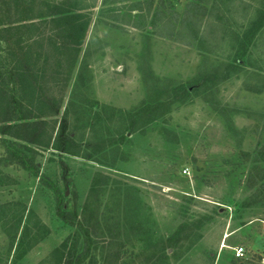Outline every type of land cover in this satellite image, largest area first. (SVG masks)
Returning a JSON list of instances; mask_svg holds the SVG:
<instances>
[{
    "label": "rangeland",
    "instance_id": "374dc122",
    "mask_svg": "<svg viewBox=\"0 0 264 264\" xmlns=\"http://www.w3.org/2000/svg\"><path fill=\"white\" fill-rule=\"evenodd\" d=\"M188 1L86 0L78 38L59 29L69 20L39 23L27 64L65 109L72 145L68 154L52 150L61 118H44L42 141H51L30 145L34 176L6 166L3 140L12 138L0 132V264H57L55 251L78 223L97 264L116 255L117 264H228L238 247L239 261L264 264V181L245 182L254 166L264 169V36L239 57L231 31L240 33L263 0H219L222 27L209 16L190 27L218 37L204 46H187V30L181 37ZM22 227L14 253L9 237Z\"/></svg>",
    "mask_w": 264,
    "mask_h": 264
},
{
    "label": "trees",
    "instance_id": "16d2710c",
    "mask_svg": "<svg viewBox=\"0 0 264 264\" xmlns=\"http://www.w3.org/2000/svg\"><path fill=\"white\" fill-rule=\"evenodd\" d=\"M175 1L173 0V2ZM119 2H125V0H102V5H112ZM204 2L209 4L208 9L205 7L206 4L201 5V0H189L184 5L181 16L177 19L182 29L181 37L187 31L190 32V41L187 46L193 44L196 39L198 45L203 44V42L208 44L210 41L214 44L218 41L217 36H212V34L209 36L206 33L197 35L198 32L190 28L192 25L193 27L201 25L203 20L207 21L208 16L220 22H222V18L226 17L223 14L225 11L222 9L219 0H213L212 2L205 0ZM159 3L163 5L164 2L159 0ZM169 5L172 8L171 13L173 12L174 17H177L171 2H169ZM240 5V7L246 6L245 3ZM86 8H88L86 0H0V100L2 98L0 132L12 138L3 140L6 166L16 164L19 168L35 176L39 172V166L34 163L30 145L47 146L49 144L51 141L50 135L42 141L45 137L44 129L47 126L44 118L55 120L59 115L61 119H58L56 123L57 128L51 141V148L60 154H68V147L72 145V139L66 134L65 127L62 124L66 115L65 109L61 111V105L58 102L55 104L54 98L49 93H45L44 88L36 79V70H32L27 62L31 48L39 43V40L34 39L33 36L34 32L35 34L38 33L39 23L50 26L53 23H63L69 20L73 22L72 25H62L59 29L67 35L70 34L72 37L78 38L85 28L84 22H79V19L84 17L79 12L86 10ZM159 8H162V6ZM227 8L228 6L225 5L226 14L230 12ZM129 10L136 11L134 7H130ZM34 11L35 13H33ZM253 14V18L250 19L248 25L244 26L240 33L231 30L233 36H235L232 47L236 49V54L239 57L245 54L249 47L261 45L260 41L264 34L258 35V33L260 28H264V0L262 5L256 7ZM159 15H163V13ZM137 27L139 28V26ZM182 32L184 33L182 34ZM25 36L29 37L27 41L30 42L21 40ZM68 44H71L70 41ZM68 44L64 45L63 51L70 49ZM200 48L201 51L207 53L212 51V49ZM34 103L35 106H33ZM59 164L62 179L67 184L68 167L63 161H60ZM253 170L254 175H249L247 181H245L250 187L253 186L252 183L255 180L264 181V169L257 165L253 167ZM58 216L70 225L76 222L75 216L71 217L61 208H58ZM21 220V217L13 220L15 230L19 228ZM23 229L24 227H22L19 235L17 233L9 237V248H13L14 253L23 244V236H26ZM78 229L79 232L66 239L60 245V248L55 251L61 254V260L59 259L60 262L57 264H87V261L89 264H97L96 258L90 250V245L94 243L89 239L90 232L80 223H78ZM107 236L109 237V234ZM21 255L22 253H20ZM239 260L240 258L234 257L228 264H248V262ZM117 262L118 257L116 255V257H113V264H117Z\"/></svg>",
    "mask_w": 264,
    "mask_h": 264
},
{
    "label": "built area",
    "instance_id": "2783aa9c",
    "mask_svg": "<svg viewBox=\"0 0 264 264\" xmlns=\"http://www.w3.org/2000/svg\"><path fill=\"white\" fill-rule=\"evenodd\" d=\"M187 171H183V173H186ZM233 255L235 258L239 259L242 258L244 256V250L242 247H238L233 249Z\"/></svg>",
    "mask_w": 264,
    "mask_h": 264
}]
</instances>
